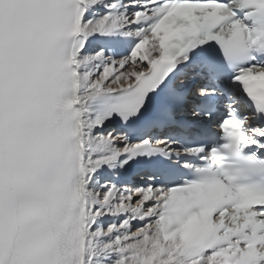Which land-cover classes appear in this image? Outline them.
Here are the masks:
<instances>
[{"label":"snow or ice","instance_id":"1","mask_svg":"<svg viewBox=\"0 0 264 264\" xmlns=\"http://www.w3.org/2000/svg\"><path fill=\"white\" fill-rule=\"evenodd\" d=\"M0 264H264V0H0Z\"/></svg>","mask_w":264,"mask_h":264}]
</instances>
